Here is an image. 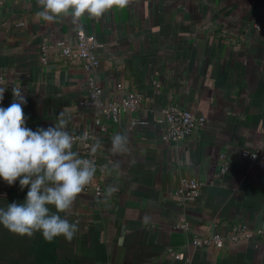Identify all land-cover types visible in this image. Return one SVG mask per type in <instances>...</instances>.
<instances>
[{
  "label": "crops",
  "instance_id": "1",
  "mask_svg": "<svg viewBox=\"0 0 264 264\" xmlns=\"http://www.w3.org/2000/svg\"><path fill=\"white\" fill-rule=\"evenodd\" d=\"M39 10V0H0L2 106L21 88L34 131L62 118L72 135L94 133L105 193L96 204L82 191L60 213L78 225L70 242L0 226V264H264V166L243 156L264 155V0H127L79 21L46 22ZM79 32L96 42L91 71L57 47H73ZM91 75L103 103L139 92L143 105L119 123L101 117V132L95 111L80 106ZM169 104L204 116L205 126L185 142L164 140ZM117 133L127 138L123 152L112 150ZM73 150L83 157L80 143ZM184 178L202 188L181 206L175 192ZM26 193L0 179V207ZM216 235L227 239L221 248L194 244Z\"/></svg>",
  "mask_w": 264,
  "mask_h": 264
},
{
  "label": "clouds",
  "instance_id": "2",
  "mask_svg": "<svg viewBox=\"0 0 264 264\" xmlns=\"http://www.w3.org/2000/svg\"><path fill=\"white\" fill-rule=\"evenodd\" d=\"M39 4L36 15L43 21L55 22L68 15L79 21L85 16L101 18L114 7L124 8L127 0H39ZM6 90L0 87V179L10 186L18 181L20 189L27 188V193L23 201L0 207V226L19 235L39 232L48 242L59 237L70 242L78 225L60 213L72 207L96 174L93 160L73 150L77 140L82 147H89V134L74 137L62 118L54 126L34 131L27 126L23 110L27 101L21 88L13 87V102L4 107ZM111 140L113 152L126 150L124 134L117 133ZM99 147L98 141L93 143L91 152ZM115 191L109 186L107 194Z\"/></svg>",
  "mask_w": 264,
  "mask_h": 264
},
{
  "label": "built area",
  "instance_id": "3",
  "mask_svg": "<svg viewBox=\"0 0 264 264\" xmlns=\"http://www.w3.org/2000/svg\"><path fill=\"white\" fill-rule=\"evenodd\" d=\"M61 55L68 59H81L87 60L85 65L86 70L91 71L93 66H97L98 61L94 56V49L96 42L94 38L87 36L83 32H79L77 35V42L73 47L67 46L64 42L57 44ZM45 60V58H43ZM117 91H124L122 84H117ZM88 97L80 102L81 107H90L95 111L96 122L101 132H107V126L101 123V117H105L107 120H111L113 123H119L123 114H133L141 108L144 103V95L139 92H127L117 100L108 104L103 103L102 95L103 90L98 85L94 76L91 75L88 83ZM162 120L166 124V132L164 134V140L172 143H182L187 141L191 136L200 128L206 124V118L204 116H197L192 114L179 106L169 104L161 110ZM134 125H145V122L134 121ZM89 147H82L83 158L91 159L97 166V171L94 179L88 184L83 192L91 194L94 202L99 204L103 200L104 188L98 180V173L101 169V163L99 156L96 152H91V145L95 143L96 135L89 133ZM79 137L80 135H73ZM76 142L79 143L77 140ZM243 156L250 158L254 162H262L264 166V155L251 153L244 151ZM226 169L224 168L223 171ZM201 184L196 179L184 178L181 181L180 187L176 190L175 194L178 197L177 202L181 206H186L189 203L194 202L201 194ZM180 227L187 228L186 225ZM242 236L251 237L252 234L247 233L245 228L241 230ZM259 236L264 237V231L259 232ZM227 239L216 235L211 238H196L194 244L199 248H221ZM179 258V255H176Z\"/></svg>",
  "mask_w": 264,
  "mask_h": 264
}]
</instances>
